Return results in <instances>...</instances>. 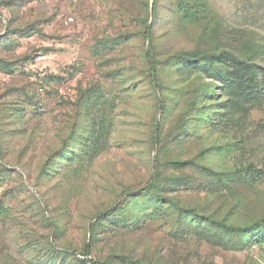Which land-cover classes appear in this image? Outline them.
<instances>
[{
    "label": "rangeland",
    "instance_id": "1",
    "mask_svg": "<svg viewBox=\"0 0 264 264\" xmlns=\"http://www.w3.org/2000/svg\"><path fill=\"white\" fill-rule=\"evenodd\" d=\"M263 86L264 0H0V264H264Z\"/></svg>",
    "mask_w": 264,
    "mask_h": 264
},
{
    "label": "trees",
    "instance_id": "2",
    "mask_svg": "<svg viewBox=\"0 0 264 264\" xmlns=\"http://www.w3.org/2000/svg\"><path fill=\"white\" fill-rule=\"evenodd\" d=\"M192 2H183L180 1L177 5V7L180 9V15H181V19L186 22V23H191V22H195L198 17L195 13H192L191 10H189V8H191ZM155 13V9L153 10V14ZM202 55H206L204 53H201L200 51H194V52H190V53H184L182 55V61H195L198 60ZM146 59L148 60V62L151 64V66L153 65V61L150 58V55L147 53L145 54ZM229 57H232L231 55H229ZM250 63H246L245 61H242V65H244V67H249ZM260 84L259 82H256V84ZM264 87V86H263ZM260 98L264 101V94L263 91H260ZM263 94V95H262Z\"/></svg>",
    "mask_w": 264,
    "mask_h": 264
}]
</instances>
